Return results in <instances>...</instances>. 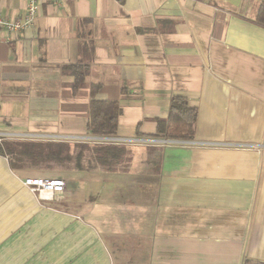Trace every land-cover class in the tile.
Masks as SVG:
<instances>
[{"label": "crops", "instance_id": "0c3cea01", "mask_svg": "<svg viewBox=\"0 0 264 264\" xmlns=\"http://www.w3.org/2000/svg\"><path fill=\"white\" fill-rule=\"evenodd\" d=\"M41 2L33 26L0 31V142L131 153L114 170L21 172L0 154V264L264 261V0ZM25 13L0 0L1 15ZM77 64L90 71L74 91ZM92 83L122 106L116 136L88 130ZM177 96L196 122L151 136ZM26 177L65 190L40 196Z\"/></svg>", "mask_w": 264, "mask_h": 264}, {"label": "trees", "instance_id": "16d2710c", "mask_svg": "<svg viewBox=\"0 0 264 264\" xmlns=\"http://www.w3.org/2000/svg\"><path fill=\"white\" fill-rule=\"evenodd\" d=\"M258 21L264 24V3L259 10ZM65 68L74 76V91L87 83L90 71L87 65L77 64ZM100 88V85L95 83L90 86L88 130L96 136H116L122 106L117 100L98 99ZM197 116V109L191 107L186 98L174 97L168 117L158 121V133L151 136L163 134L168 122L192 126ZM185 136L187 135L179 137ZM0 154L8 156L10 166L16 172L34 168L83 171L99 168L114 170L128 154V150L122 144L105 141L92 144L72 141H4L0 142ZM243 264H264V261L249 258L245 259Z\"/></svg>", "mask_w": 264, "mask_h": 264}, {"label": "built area", "instance_id": "2783aa9c", "mask_svg": "<svg viewBox=\"0 0 264 264\" xmlns=\"http://www.w3.org/2000/svg\"><path fill=\"white\" fill-rule=\"evenodd\" d=\"M61 2L62 0H54L55 4ZM41 3V0H26V13L24 16L6 17L0 14V31L20 33L33 26ZM1 138L0 135V140ZM24 184L32 191L38 192L40 196L46 193L63 192L66 186L63 179L49 177H26Z\"/></svg>", "mask_w": 264, "mask_h": 264}, {"label": "rangeland", "instance_id": "374dc122", "mask_svg": "<svg viewBox=\"0 0 264 264\" xmlns=\"http://www.w3.org/2000/svg\"><path fill=\"white\" fill-rule=\"evenodd\" d=\"M175 130L177 131V132H185V131H187V128H185V125H178L176 128H175ZM128 150V155H130V153H131V150L128 148L127 149ZM86 175V174H85Z\"/></svg>", "mask_w": 264, "mask_h": 264}]
</instances>
